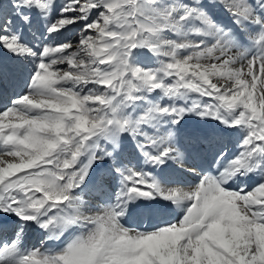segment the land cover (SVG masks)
<instances>
[{
  "label": "snow or ice",
  "instance_id": "6c2138e0",
  "mask_svg": "<svg viewBox=\"0 0 264 264\" xmlns=\"http://www.w3.org/2000/svg\"><path fill=\"white\" fill-rule=\"evenodd\" d=\"M0 97V264H264V0H0Z\"/></svg>",
  "mask_w": 264,
  "mask_h": 264
},
{
  "label": "bare ground",
  "instance_id": "6f19581e",
  "mask_svg": "<svg viewBox=\"0 0 264 264\" xmlns=\"http://www.w3.org/2000/svg\"><path fill=\"white\" fill-rule=\"evenodd\" d=\"M8 95H11V92H9ZM1 101H5L6 102V97H0V102ZM235 141H236V137H232L231 138V144H230V149L232 151H235Z\"/></svg>",
  "mask_w": 264,
  "mask_h": 264
}]
</instances>
